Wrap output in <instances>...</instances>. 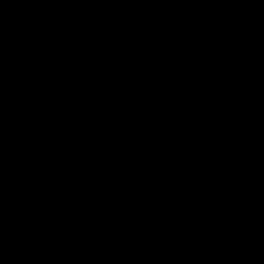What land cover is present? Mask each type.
Here are the masks:
<instances>
[{"label": "water", "instance_id": "obj_1", "mask_svg": "<svg viewBox=\"0 0 264 264\" xmlns=\"http://www.w3.org/2000/svg\"><path fill=\"white\" fill-rule=\"evenodd\" d=\"M0 264H264V0H0Z\"/></svg>", "mask_w": 264, "mask_h": 264}]
</instances>
